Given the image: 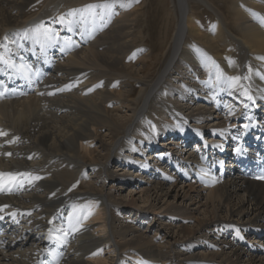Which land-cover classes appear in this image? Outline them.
Segmentation results:
<instances>
[{
	"label": "bare ground",
	"instance_id": "6f19581e",
	"mask_svg": "<svg viewBox=\"0 0 264 264\" xmlns=\"http://www.w3.org/2000/svg\"><path fill=\"white\" fill-rule=\"evenodd\" d=\"M52 1L0 0V56L32 66L29 82L0 62L18 85L0 90V172L42 177L0 191V264H264V0H171L175 19L114 7L83 37ZM37 25L75 43L42 51ZM202 55L254 99L202 83Z\"/></svg>",
	"mask_w": 264,
	"mask_h": 264
},
{
	"label": "snow or ice",
	"instance_id": "6c2138e0",
	"mask_svg": "<svg viewBox=\"0 0 264 264\" xmlns=\"http://www.w3.org/2000/svg\"><path fill=\"white\" fill-rule=\"evenodd\" d=\"M119 3V0H104L103 3L100 4H90L85 7V9H76L72 10L68 15L70 17H77V14H79L77 19H65L64 16L59 17L58 21H55L61 25L64 26L65 29L68 31H77L78 34L83 37L86 32V25L89 23L95 25L97 21L100 22L101 27L104 26L106 23V17H110L112 13V9L116 6V4ZM121 7H130V4L127 5H120ZM85 12L87 15H85ZM261 24H264V19H261ZM74 25H78L79 29H74ZM33 34L31 36H26L27 39H31L35 44H38L41 48V50H45L49 47H56L57 44L62 43L64 47H61V51H65L67 47L72 46L75 42L72 40L70 36L68 37H61L59 33L53 29V28H46L43 27V25H37L35 29L32 30ZM5 40H7V37H5ZM4 46L5 45H0ZM260 59H264V57H260ZM0 62L4 63L8 69H14L16 70V73L18 75H22L26 80L29 82L31 81L30 73L32 71L31 65L26 64H16L15 61L11 59H4V57L0 56ZM201 62L208 67L211 72L209 79L207 81H202V83H206L209 85H213L215 87H220L221 85L224 86L223 90H227L229 95L233 94V90L239 91V93L243 96H246L249 101H252L254 97L250 94L249 90L243 83H241L243 80H248V76L241 77L239 75L236 76H227L223 73V71L219 68V66L216 64L215 61L211 60L210 57H207L206 55L201 56ZM229 63H233L232 61H229ZM251 71V69H249ZM38 71V70H37ZM4 75H8V72L5 71L3 73ZM259 75V73H257ZM264 78V77H262ZM9 79H11V76H9ZM66 88H70L71 85H66ZM64 89H61L63 91ZM53 93H49V95H52ZM247 107V105H246ZM231 114V112H230ZM245 128L248 127V125H244ZM152 132L155 133V125H151ZM182 130V129H181ZM8 133L4 131H0V136H7ZM12 141H9L11 143ZM207 146V145H206ZM216 147H220L219 145H216ZM237 154H242L241 148L235 149ZM7 155H11V153H6ZM261 179H264V177H260ZM42 177L40 176H33L31 173H13V172H0V191H7L11 192L13 187H22L24 183L27 181V183L31 184L35 180H40ZM8 205H3L0 207V212H3L4 208H7ZM12 218H15L16 213H8ZM4 216L0 215V220H3ZM71 220V218H69ZM52 221H49L51 223ZM69 227H72L71 223L69 224ZM75 230V229H73ZM50 238H53L51 236L52 230L50 229ZM64 235L66 236L67 233L65 232ZM55 239L59 240V237H56Z\"/></svg>",
	"mask_w": 264,
	"mask_h": 264
},
{
	"label": "rangeland",
	"instance_id": "374dc122",
	"mask_svg": "<svg viewBox=\"0 0 264 264\" xmlns=\"http://www.w3.org/2000/svg\"><path fill=\"white\" fill-rule=\"evenodd\" d=\"M55 1L58 2L60 0H54L52 2H55ZM80 1H83V3H80ZM211 1H214L215 4L221 6L223 8V10L228 6V4H227L228 2H224V1H221V0H211ZM69 2L67 1V4H71L73 6L70 7V9H69V7H68V9L65 8L64 11H62V13L58 11L57 14H64V13L65 14H68L72 10L84 9L86 7V5H89V4H95V3L100 4V3H103L104 0H102V1L101 0H77V1H71L70 0ZM158 2L163 5V8H161L159 6ZM121 4H123V5L130 4L131 6L130 7H122L121 8V6H120ZM75 6H77V7H75ZM123 8H125L127 10H123ZM115 9L116 10H119L121 12L123 11V13L124 12L131 13V15H133V17H135V18L138 17L139 14H145L146 13V14H151L150 19H152V17L154 16L152 14H173V17L175 19L174 13L172 11L173 7H172L171 0H119V3L116 4ZM201 12H202V14H205L204 17H207V15H212V13L209 12V10H206V9L205 10H202L201 9ZM154 21H155L156 25H158L159 29L161 30L162 29L161 28L162 21L160 19H158V18H156ZM172 28H173V26H172ZM137 29H138V26H137ZM138 43H140L139 40H138ZM160 57L161 56H159V58H157V59H154V60H151V61L148 62L149 63V68H150L149 71L155 72L157 69H159L163 65L164 61L163 60L161 61L160 60ZM162 165H165V164H160V166L158 168H160ZM161 169H162V167H161ZM130 170H131V172L133 171L132 173L135 172L134 169L133 170L130 169ZM136 181H137V179L134 180V179L130 178V181H128V182H126V181H119V182H117L118 185L124 184L123 185L124 186V189L123 190L121 189L122 195H126L129 192L127 189L130 188L131 186L132 187H135L134 184L136 183ZM139 187L140 186H138V188ZM135 188L138 190L137 187H135ZM90 200L93 201L94 199L92 198ZM91 201L87 202L88 203L89 210L86 212V210L83 209L84 212L82 211V213H91L93 211V209H95V205L96 204L92 205L91 204ZM98 224H100V222L95 223V224L94 223H90L89 225L96 227V225H98ZM145 227H147V226L145 225ZM144 229H146V228H144ZM104 253L105 252H102L103 255H104ZM138 259L140 260L139 261L140 264H147V260L145 258L138 257ZM125 262L127 264H132L133 261L132 260L130 261L129 259H127V260H125ZM136 263H138V262H136Z\"/></svg>",
	"mask_w": 264,
	"mask_h": 264
}]
</instances>
